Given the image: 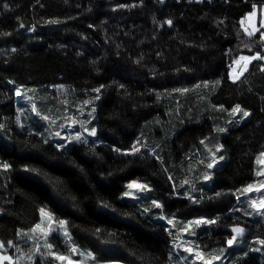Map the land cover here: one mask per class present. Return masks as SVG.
I'll list each match as a JSON object with an SVG mask.
<instances>
[{"label": "trees", "instance_id": "16d2710c", "mask_svg": "<svg viewBox=\"0 0 264 264\" xmlns=\"http://www.w3.org/2000/svg\"><path fill=\"white\" fill-rule=\"evenodd\" d=\"M263 8L0 0V252L194 264L190 244L212 264H264V208L250 206L264 179V60L231 75L240 57L264 56L261 16L252 36L244 27ZM133 182L147 186L136 198L124 195ZM41 209L66 234L36 236ZM233 226L248 236L229 245Z\"/></svg>", "mask_w": 264, "mask_h": 264}, {"label": "rangeland", "instance_id": "374dc122", "mask_svg": "<svg viewBox=\"0 0 264 264\" xmlns=\"http://www.w3.org/2000/svg\"><path fill=\"white\" fill-rule=\"evenodd\" d=\"M255 13H256L255 16H252L250 14L248 19H247V22L244 24V27L248 28L250 32H257L259 16H261L262 24H264V8H263L262 12H260L261 13L260 15H259L258 10H256ZM238 61H239V64L235 63V66L233 67V70L231 73L232 79H234V80L239 79L245 73L246 70L243 67L244 64L247 63V65H249V61H244L241 59H239ZM250 62H252V60ZM247 68H248V66H247ZM241 72H242V75L240 74ZM64 130H65L66 134L70 133V131H71L70 127H65ZM55 137L58 139H64L65 135H61V134L57 135L56 134ZM262 169H263L262 173H263V178H264V164H263ZM263 184H264V179H263ZM263 190H264V187H262V190H255V194L257 196V199L255 200L257 202L256 207H258L259 210H261V209L263 210V208L259 207L261 201L264 198V196H262ZM141 191L142 190H139L136 188H131V189H129L130 195H128V197L136 198ZM40 226H41L40 229H36V231H34V234L36 236H39V234L42 235L41 240H43V238H45L47 235H51L53 233L66 234V232H65L66 228H67L66 224L56 225L55 222L52 220V218L49 215L42 214V222H41ZM181 232H182V234H186L187 229H184ZM54 247H52V248L48 247L47 251L51 254L48 256L51 258L53 255V258L55 259V261L58 262V264H69V260H71L73 262V264H95L93 262L91 256L83 254L77 249L74 252L72 247L69 250L68 249L67 250H65V249L57 250V248L56 247L54 248ZM183 248L186 251V253H188V255L191 256V260H190L191 262H194V264H206V260L204 259V256L202 254H200L192 245L187 244ZM186 249H190V251H188ZM36 252H38V251L36 250ZM198 255H202L203 259H198L197 258ZM58 256H63V257H66L67 259L59 260V259H57ZM0 264H29V259H28V256H24V255L21 256L20 259H18V258L13 259L11 256H9L7 254H3L0 252ZM106 264H122V263L111 262V263H106ZM187 264H190V263L187 262Z\"/></svg>", "mask_w": 264, "mask_h": 264}, {"label": "snow or ice", "instance_id": "6c2138e0", "mask_svg": "<svg viewBox=\"0 0 264 264\" xmlns=\"http://www.w3.org/2000/svg\"><path fill=\"white\" fill-rule=\"evenodd\" d=\"M251 15H252V16H255L256 13L253 12ZM53 22H55V21H53ZM167 24L171 25V24H172V21H171V20L167 21ZM261 27H264V24H262ZM257 31H259V29H257ZM248 35H249V36H252L253 33H252V32H248ZM260 39H261L262 42H264V32H261ZM240 59H241V60H244V61H251V60H255V59H262V60H264V56H260L259 53H256V54H254V55H252V56H242V57H240ZM236 63L239 64V61H236ZM247 66H248L247 63H245L244 66H243L245 70L247 69ZM262 70H264V69H262ZM240 74L242 75V72H241ZM96 91H99V89H97ZM17 94L19 95V92H18ZM93 110H94V109H93ZM232 111H233V112H240V111H242V110H241V108H240L239 105H236V107L233 108ZM243 115H244V116H248L249 113L246 112V111H244V112H243ZM45 119H47V117H45ZM0 127H3V126L0 125ZM85 131H88V130L85 129ZM219 131H224V129H220ZM57 135H59V133H57ZM90 135H95V128H92V129H91ZM74 138L77 139V140H79V139H80L79 134L76 135ZM133 151H134V152H138L139 149H137V148L134 147V148H133ZM261 155H264V153H262ZM221 158H222V157H221ZM4 167L7 168L8 165H4ZM207 167L211 168V167H213V165L210 163V164L207 165ZM206 178H207V177H206ZM146 187H147L146 185H142V184H139V183H136V182H133V183H131V184L128 185V188H129V189H131V188H136V189H139V190H144ZM252 187H253L252 185H249L248 188H246L244 191H248V190L251 189ZM261 187H264V184H262ZM257 190H259V189H257ZM124 195L127 196V195H130V193L125 192ZM154 203H155V202H154ZM105 206H107V205H105ZM156 206H157V207H160L159 204H157ZM250 206L256 207V206H257V202H256L255 200H253V201L251 202V205H250ZM259 207H260V208H264V200L261 201ZM41 213L44 214V215H50V214H48V213H45L44 209H41ZM171 222H172V221H169V223H171ZM214 222H215V221H202V220L194 221V223H196V224H201V223H214ZM59 223H60L61 225H64V224L66 223V221H60ZM40 227H41L40 224H37L36 227L33 229V231H36V229H40ZM243 231H244L243 228H239V227H237V228H233V232L236 233V235H240V234H242ZM236 235H234V236L232 237V239H230V240L227 241V243H228L229 245L233 244V242L236 240ZM11 243H12V242L10 241L9 244H11ZM0 247H3V244H2V243H0ZM49 247H50V246H49ZM186 250L190 251V249H186ZM73 251L75 252L76 249L73 248ZM88 255L91 256V253H89ZM197 258H198V259H203V256H202V255H198ZM219 258H220V257H218V256L213 257V259H219ZM57 259H59V260H64V259H67V258H66V257H63V256H58ZM69 264H73V262H72L71 260H69ZM206 264H211V261H206Z\"/></svg>", "mask_w": 264, "mask_h": 264}, {"label": "water", "instance_id": "95a60500", "mask_svg": "<svg viewBox=\"0 0 264 264\" xmlns=\"http://www.w3.org/2000/svg\"><path fill=\"white\" fill-rule=\"evenodd\" d=\"M237 227H239V228H243V229H244V231H243L242 234H240V235H236V233L233 232V228H237ZM228 231H229L233 236L236 235V238H238V239H244V238H246V237L248 236V231H247L244 227H242V226H233V227L229 228Z\"/></svg>", "mask_w": 264, "mask_h": 264}, {"label": "built area", "instance_id": "2783aa9c", "mask_svg": "<svg viewBox=\"0 0 264 264\" xmlns=\"http://www.w3.org/2000/svg\"><path fill=\"white\" fill-rule=\"evenodd\" d=\"M198 1L202 2L203 0H198Z\"/></svg>", "mask_w": 264, "mask_h": 264}, {"label": "crops", "instance_id": "0c3cea01", "mask_svg": "<svg viewBox=\"0 0 264 264\" xmlns=\"http://www.w3.org/2000/svg\"><path fill=\"white\" fill-rule=\"evenodd\" d=\"M251 62L249 61V64H250Z\"/></svg>", "mask_w": 264, "mask_h": 264}]
</instances>
